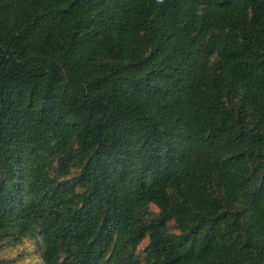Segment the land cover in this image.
<instances>
[{"label": "trees", "instance_id": "16d2710c", "mask_svg": "<svg viewBox=\"0 0 264 264\" xmlns=\"http://www.w3.org/2000/svg\"><path fill=\"white\" fill-rule=\"evenodd\" d=\"M36 255L264 264V0H0V264Z\"/></svg>", "mask_w": 264, "mask_h": 264}, {"label": "rangeland", "instance_id": "374dc122", "mask_svg": "<svg viewBox=\"0 0 264 264\" xmlns=\"http://www.w3.org/2000/svg\"><path fill=\"white\" fill-rule=\"evenodd\" d=\"M147 243H145L144 244V246L146 245ZM16 254V252L15 253H13V255H15ZM25 264H42V262H41V260L39 259V256H34V257H32L31 256V258H29L28 259V257H27V260H25Z\"/></svg>", "mask_w": 264, "mask_h": 264}]
</instances>
